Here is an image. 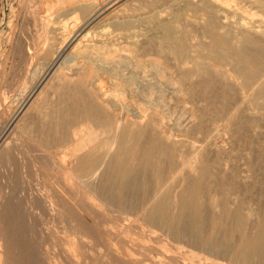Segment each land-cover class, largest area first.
Here are the masks:
<instances>
[{
	"label": "bare ground",
	"instance_id": "bare-ground-1",
	"mask_svg": "<svg viewBox=\"0 0 264 264\" xmlns=\"http://www.w3.org/2000/svg\"><path fill=\"white\" fill-rule=\"evenodd\" d=\"M56 1L108 21L80 36L69 18L55 24L54 7L24 2L44 30L28 45L31 62L50 65L14 120L0 110V127L13 125L0 132V264L36 261L23 208L37 198L20 202L18 184L36 159L49 186L46 206L83 236L96 237L100 224L85 216L97 209L114 218L109 233L118 223L139 224L188 246L194 260L264 264V0H188L202 14L185 13V23L184 9L164 14L155 0L120 5L107 18V2L95 9L97 0ZM158 82L190 103L185 128L169 126L175 111ZM51 169L63 189L50 181ZM111 253L110 264H143L129 250ZM167 257L179 264L177 254Z\"/></svg>",
	"mask_w": 264,
	"mask_h": 264
},
{
	"label": "rangeland",
	"instance_id": "rangeland-1",
	"mask_svg": "<svg viewBox=\"0 0 264 264\" xmlns=\"http://www.w3.org/2000/svg\"><path fill=\"white\" fill-rule=\"evenodd\" d=\"M41 1H44V2H41ZM55 1L56 0H47V1L28 0V2L30 3V7L29 6L28 7L34 8L35 6L36 7L38 6L39 9L50 8L51 10L53 9L51 7H54L55 9L53 10V12L49 11L50 13L49 17L51 19L54 18L57 20L55 24L57 25L62 24L61 26H63L64 24L63 22L67 20V18H69L68 21L77 23V25L75 24L76 25L75 27L77 28L74 27V31L76 29L78 31L76 34L80 36L84 35L83 33L85 34L88 33L90 35H93L96 32L98 33L99 31L102 30V26H105L104 23L108 21V20L100 21V19H98L97 17L95 16L92 17V14H93L92 12L85 13L84 11L80 10L78 7L72 6L73 4L72 5L70 3H68V5H66L65 3H61V5L60 3L54 4ZM109 1L111 2L109 3ZM175 1L176 3L173 4V1L171 3L168 0H155L154 6H155V9H158L157 11L164 13V14H168V11H171L172 9H174V6L175 8L180 7L181 9H184V13L181 18L182 22H183V19L186 22V19H187L186 14H189L188 17H192L191 19L198 18L202 14L201 10H197L199 12L198 14V12L195 11L196 9L192 8L193 6L188 3V0H175ZM177 1H179V3H177ZM24 2L25 0H0V79H1L0 80V110H7V112L9 113L8 116L12 120L16 118L17 114L21 111V109H23L26 103L30 101L29 93H30V90L33 84H35L38 78H40L45 73L46 68L50 65L46 63L41 68H39L42 64L43 59L40 60L35 57L33 58L31 62V57H30L31 54L28 52V49H27L28 45L32 43V41L34 40L37 41L39 34L42 33V35L40 36H43L44 30L42 29V26L39 25V23L34 20V17L28 13L27 9L24 6ZM100 2H101L100 0H97L95 9L99 8L101 5L103 6V4L105 6L106 2L107 4H109V5L106 4L105 6L106 8L102 10V14L103 12L106 13V14H103L102 17L105 16V18H107L108 16L112 14V12H114L113 10L117 9L116 7H120V5L125 6V4H127L126 6L131 5L134 2V0H124V1L123 0H115V1L113 0V2L112 0H104V1L102 0V2L101 3ZM40 3L43 4L42 5L43 8L41 7ZM51 3L53 4V6L49 7L48 5H50ZM45 5L48 7H46ZM59 5L62 7H60ZM185 5H187L186 7H188L189 9L184 8ZM70 8L73 9L72 11L75 10L76 12L74 11L73 13L71 11V15H69ZM66 9H68L67 12L65 11ZM72 15H73V18H72ZM92 19L94 21H92ZM84 23H86L85 26H84ZM89 31H92V32L89 33ZM74 34L75 33H73V36ZM75 37L76 36H74V38ZM39 40L40 42H42V39L39 38ZM197 40L194 39V41L192 42H196ZM61 57L64 58L65 54L62 55ZM61 57L57 58V60L58 59L59 61L62 60ZM57 60L51 64V67L53 68L52 71H54V69L59 65L58 63L59 61L57 62ZM48 63H51V62H48ZM33 68H37L36 70H38V71H35L36 76L35 75L32 76ZM154 79L155 78L151 80H154ZM164 83H165V86L163 87ZM157 88L162 89L161 91L165 93V96L167 99L166 100L167 106L168 107L173 106L170 108H174L173 110L175 111L170 116V117H173L172 120L170 118L172 123L170 122V120H168L170 122L169 126H171V128L174 129V127L176 128V125H177V128L175 130L178 129V126L180 127V129L181 127L185 128L188 124L186 122H189L188 118H190V112L188 113V111H190V106H191L190 103L186 102L187 104L184 105L182 104L184 102L177 101L174 98L175 97L174 95L176 93V88L173 87L172 84L170 85V83L161 82L157 84ZM23 101L24 102L26 101V102L22 103ZM183 105L189 109H186ZM20 106L22 108H20ZM185 112L186 114L188 113L187 116ZM13 114H15L16 116ZM176 114H177V118H176ZM179 114L182 115V118ZM184 116L186 117V119ZM175 119L176 121L174 122ZM179 121H181L182 123ZM10 125H11V121L9 122L8 125L5 126L3 130L4 124H2V126L0 127V132H3V133L1 134H5L6 132H8V130L10 132L11 131L10 128L13 127V125L11 126ZM224 140L226 141V139ZM40 165L41 163L40 161H38V159H36L33 162H30L28 167L25 169L26 170L25 173H27L26 181L24 183L21 182L22 180H24L22 179V171H20L19 173L20 178L18 179L19 180L18 184L21 186L20 191H19V197L21 199L19 198V201L22 200V202H24L26 197L30 196L33 198H37L39 199L40 202H42L40 203L36 199V204L34 205L33 208L31 209L23 208L24 210L23 218L26 224L25 228L27 230L26 231V242L29 241L27 243L31 244L35 252L38 253L34 257L36 261L33 264H94V263L95 264H110V261H108L107 259L108 253L112 254L111 252H113L114 254L117 251L122 252L126 250H129L130 253H132L134 257L136 256L137 258H139L143 264H170L167 254H173V253L179 256L178 258L179 264H185L187 262L189 264H202L203 262L204 263L206 262L205 264H215L218 262H222L223 264H239L237 262L230 261L228 258H220L216 256H212V257L208 256L207 258H201V260L191 259L188 256V248H189L188 246H185L182 243L169 242L166 240V238L161 239L160 237H158L156 233L154 234V232L143 233L142 226L139 224L132 225V224L123 223L122 225L118 223V225H116V227L113 228L112 230L113 233H109V231H107L108 230L107 225L108 224L110 225V223H112L114 218H112V216H110L109 214H104V212H101L100 210L97 211V209H94L96 212V217H94V215L87 214L88 212L86 213L87 215L85 216L86 219H88L91 222H94V224L96 222L100 224V225L95 224V228L97 232V235L94 238L95 241L91 237L83 236L80 232L75 230V226L71 225L67 221L66 218H64L61 215L60 216L56 215L54 211L50 210L46 206V203L43 201L42 196L45 193H47L46 190H47L48 185L46 183L45 178L43 179L42 174H40ZM51 170H52V173L49 178L50 181L54 182L53 185L56 186L57 189H63L64 186L62 185L61 182L57 180L55 176V170L54 169H51ZM1 186H2V182L0 183V188ZM57 193H58V190H57ZM27 194H29V196ZM26 216L28 217L26 218ZM92 216H93V220H92ZM38 229H40V232L38 231ZM142 237L144 238L142 239ZM67 247H68V250L66 249ZM22 251L26 252V249L23 248ZM202 259L203 260L205 259V260L203 261ZM172 264H177V263H172Z\"/></svg>",
	"mask_w": 264,
	"mask_h": 264
}]
</instances>
